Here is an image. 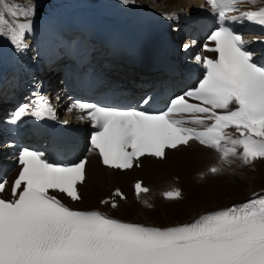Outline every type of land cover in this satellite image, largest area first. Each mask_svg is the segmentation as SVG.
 Segmentation results:
<instances>
[{
	"label": "snow or ice",
	"instance_id": "obj_1",
	"mask_svg": "<svg viewBox=\"0 0 264 264\" xmlns=\"http://www.w3.org/2000/svg\"><path fill=\"white\" fill-rule=\"evenodd\" d=\"M245 3L255 5L256 0H207L221 20L229 19L227 12L236 11L240 16L232 20L242 17L264 25V7L247 11L235 7ZM33 8L30 2L21 7L12 0H0V36H8L18 51L25 46V33L32 29ZM21 16L25 22H20ZM165 16L173 19L175 14ZM208 39L215 46H205L206 50L217 57L195 56L205 69L203 79L173 99L165 111L73 103L71 107L84 114L79 118L89 119L97 129L90 143L106 167L130 169L144 156L163 160L166 149L188 146L190 141L218 152L220 164L239 160L252 165L264 159V66L254 62L248 41L228 27L221 26ZM189 47L184 45L185 50ZM185 97L199 103H189ZM40 99L43 104L30 114L55 119L50 102ZM27 107H20L14 116H24ZM178 114L201 115L186 120L176 118ZM230 128L239 135L226 132ZM17 160L22 169L11 186L14 199L0 198V264H264V195L254 194L245 203L203 214L191 223L144 226L99 211L74 210L50 194L52 190L80 200L77 185L84 182L86 160L58 165L45 159L44 153L28 149L21 150ZM220 164L208 171L221 173ZM7 184L6 178L0 179V193ZM134 187L137 196L149 191L140 182ZM115 194L123 198L119 190ZM163 195L168 200L181 197L178 189Z\"/></svg>",
	"mask_w": 264,
	"mask_h": 264
},
{
	"label": "bare ground",
	"instance_id": "obj_2",
	"mask_svg": "<svg viewBox=\"0 0 264 264\" xmlns=\"http://www.w3.org/2000/svg\"><path fill=\"white\" fill-rule=\"evenodd\" d=\"M73 1L74 0H12V2L14 4H18L21 7L27 6L30 2L31 5L34 6V8H33L34 14L30 18L42 16L43 14L49 15V14L53 13V11H55L56 8H58V9L67 8V11H72V8L69 7V4H72ZM114 1L119 3V5H121L124 9H130V7L128 6L127 3H123L121 0H114ZM137 1L139 2V1H144V0H137ZM146 1H148V0H146ZM159 1L160 0H157V1L155 0V2L152 5H154V7L155 6L157 7V2H159ZM197 1L198 0H166L164 3H161L162 6H159V8L161 10L167 9L169 12H171L173 10H182V9H189V10L193 9L194 10V9H198ZM85 2L100 3L101 0H78L77 4L79 5L80 8H83L81 6V4H83ZM61 4H65V5H61ZM262 6H264V0H256L255 5L250 4V3L242 4V7L246 11L252 10V9H255L258 7H262ZM9 19H11V18L9 17ZM20 22H25V20L22 16L20 17ZM7 39H9L8 36H0V48H1L2 44ZM51 74H52L51 80H54L55 77H57L56 71H53ZM150 80L155 82V79H153V78H151ZM138 81L139 80H137V82ZM134 88H136V87H134ZM138 92H141V91H138ZM63 101H64V99H63ZM1 103L2 102H0V104ZM61 103H62V101H61ZM2 106L3 105L1 104L0 109L2 108ZM0 149H2V147ZM184 149H188V150L191 149V150L190 151H182V152H180V154L175 155V157H173V165L170 166V168L172 169L171 172H173L174 174H176V176L179 177V181L176 183L172 180L171 176H169L168 173H166L162 169H160L159 168L160 166L158 167L159 163L162 162L161 160L156 161L153 158H144L142 161L143 162L141 165L142 172L140 173V175H143V174L149 175L150 182H149V184H145V185H147L151 188L150 191L148 192V194H145L144 196H142V198L145 201H148L150 204H152L154 206V211H156V212L162 210L168 204H173V203L177 202V201L174 202L172 200L165 199L163 193L170 191V190H173V189H179V188H183V193H184V191L186 190V184L184 183V180L186 182V179H189L191 184L195 185L197 188L198 187L200 188L201 186H207L208 183L214 182L217 179V177L214 176L212 173H210L208 171V169L212 166L220 164L219 154L217 152H215L212 148L201 147L198 144H196L195 142L190 143V145L187 148L186 147H179V148L175 149L174 151L167 152L168 154H167L166 158L164 159V161L169 160L171 158V155L175 154V152H178V151H181ZM90 156H91V160L87 163L88 179L85 180V182L82 186L84 188V193H83V198L81 200V202L84 204V206H85V208H87V210H88V207H93V208L96 207V205L99 202V198L102 196V194L105 192V190L107 188L115 186L113 191L117 190V189L124 188L126 190V193L128 196L130 194V182L132 181V185H133L134 182L141 179V178L135 179L134 177H130V178L125 177V175L128 176L129 173H133L134 171H136L135 168H133L131 171L127 170V172H125V173L120 172V171H116V170H112V169L109 170V169L103 168L100 165L96 155L91 153ZM178 162H180V164L175 169V165ZM237 162H240V164L243 167H251V165H243L241 163V161H239V160ZM260 164H264V162L256 160L253 162L252 165L255 166V165H260ZM235 165L236 164H233V163L231 165L220 164V166L223 168V171L221 173H219L220 175H222L221 179H223L224 177H228L231 174H233ZM151 170L154 171L153 174H151V172H150ZM185 171H187V176H185ZM256 172H257V176L259 178H264V170L261 169V170L256 171ZM86 188H88V191L85 192ZM251 188H253V187H251ZM250 191H251V193L247 197H249L251 195L252 196L249 198V200L253 198L254 194L264 195V191H261V190H257L255 192V191H252V189H251ZM201 194H206V193L201 192V191L196 192L197 197H200ZM110 197H107V198H110ZM182 198H183V194H182ZM245 200H246V198H242L243 202H245ZM117 201L119 202L118 210L120 212H124L122 210H125V208H126L125 204L123 202H121L120 200H117ZM127 201H128V197H127ZM246 201H248V200H246ZM229 204H230L229 202L225 203V205L222 208L220 207V209L227 208V206ZM231 205H229V206H231ZM131 207L133 210H137L135 213L139 214V216L143 217L144 219L147 216L146 214L151 213L148 210L142 209V206L135 203V202L133 203V205ZM144 207L146 208L145 205H144ZM93 208H91V209H93ZM98 208L101 210H110L109 207H107V206L106 207H98ZM215 210H219V207H217ZM153 213H155V212H153ZM153 213H151V214L154 216ZM208 213H209V211H208ZM203 214H206V213H203ZM198 217H199V215H196L190 221H188L186 223H182V224L191 223V222H193V220L197 219ZM138 220H139V218H138ZM138 220H136V221H138ZM140 222L144 223L142 221H140ZM145 224L155 226V225L149 224L148 222H145ZM177 225H179V224H177ZM170 226H175V225H169V226H165V227H170ZM155 227H159V225L155 226Z\"/></svg>",
	"mask_w": 264,
	"mask_h": 264
},
{
	"label": "rangeland",
	"instance_id": "obj_3",
	"mask_svg": "<svg viewBox=\"0 0 264 264\" xmlns=\"http://www.w3.org/2000/svg\"><path fill=\"white\" fill-rule=\"evenodd\" d=\"M165 0H160L157 2V6H162L161 3H164ZM191 149H184L178 152H175V154L171 155V158L167 161H162L159 163L158 167L162 169L164 172L168 173L169 176H171L172 180L176 183L179 181V177L176 176L173 172H171L170 166L173 165V157L175 155L180 154L182 151H190ZM233 159V158H231ZM238 160H235L233 164H236L234 167L233 174H231L228 177L222 178V175L220 174H213L217 177V179L214 182L208 183L207 186H201L200 188L196 187L195 185L191 184L189 179H186V182L184 180V183L186 184V190L183 193V198H179L176 200H173L176 203L168 204L166 207H164L162 210L156 212L154 211V206L150 204L147 201V205H151V207L147 206L145 204V200L141 198H134L132 192H133V186L132 181L130 182V194L127 196L128 201H121L125 204V210H122L124 212H120L118 210V206L113 208L112 204L110 203H101V201H106L108 199L107 197L112 196L113 189L115 186L109 187L105 190V192L102 194V196L99 198L98 206L96 207H88V209H96L98 207H109L110 210H106L109 212L112 216H115L117 218H120L125 221H132L141 223L140 221L144 222L142 224H145V222H148L149 224L161 227L169 226V225H177L182 224L190 221L193 219L196 215H202L203 213H208L212 211H216L215 209L217 207L222 208L225 203H230L229 205H236L240 204L242 201V198H246V200H249V198L252 196L247 197L252 191L261 190L264 191V178H259L257 176V172L259 170H264V164L260 165H251V167H243L240 162H237ZM237 162V163H236ZM180 162H178L175 165L178 167ZM258 166V167H257ZM192 167V166H191ZM133 173H129L128 176L125 175V177H134L135 179L141 178L139 180L143 181L145 184H149V175L143 174L140 175L142 172V169H135ZM151 174L154 173V171H150ZM185 176H187V171H185ZM134 181V180H133ZM253 187V188H251ZM87 189V190H86ZM85 189V192L88 191V188ZM183 191V188H181ZM121 190L127 195L126 190L124 188H121ZM236 190V191H235ZM201 191L206 194H201L200 197L196 196V192ZM84 193V188H83ZM111 198V197H110ZM166 199V198H165ZM245 200V201H246ZM137 203L142 206V209L148 210L149 212L153 213L154 216L150 213L146 214L147 216L145 219L143 217H140L139 214H136L135 212L137 210L132 209L133 203ZM232 202V203H231ZM149 203V204H148ZM146 206V208L144 207ZM228 205V206H229ZM227 206V205H226ZM225 206V207H226ZM227 206V207H228ZM76 209H87L85 208L84 204L80 202L77 206H75ZM207 208V209H206ZM129 209V210H128ZM153 211V212H152ZM191 213V214H190ZM193 213V214H192ZM195 214V215H194ZM137 216V217H136ZM139 218V220H138ZM138 220V221H136ZM168 222V223H167ZM168 224V225H167Z\"/></svg>",
	"mask_w": 264,
	"mask_h": 264
}]
</instances>
